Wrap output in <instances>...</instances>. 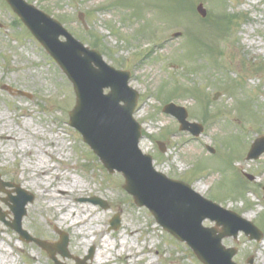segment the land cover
I'll return each mask as SVG.
<instances>
[{"label": "rangeland", "instance_id": "obj_1", "mask_svg": "<svg viewBox=\"0 0 264 264\" xmlns=\"http://www.w3.org/2000/svg\"><path fill=\"white\" fill-rule=\"evenodd\" d=\"M26 1L59 20L77 40L101 52L109 65L130 72L129 85L139 94L134 118L142 128L141 150L152 155L156 170L187 182L202 196L259 227L263 237L258 242L239 232L236 239L226 237L221 243L237 249L233 257L236 264H248L249 256L254 264H264V154L255 161L245 159L250 143L264 135V120L244 115L248 106L264 109L261 65L264 0H223V4L220 0H183L177 3L178 7L172 5V0ZM198 3L206 9L207 17L202 18L196 12ZM224 9L240 17L232 27L230 40L220 42L216 50L207 49V53L192 49L184 36L209 41L210 25L216 24V15ZM78 12L84 13L87 29L77 18ZM0 24L2 118L9 115L8 100L23 105L33 101L37 118L47 123L41 126L28 118L30 127L54 140L58 135L62 142L59 149L53 150L55 162L45 157V164L53 163L60 170L62 163L69 165L64 175L77 179L107 205L106 208L97 205V219L88 227H102L105 238L108 233L125 238L124 251L137 254V264H148L150 260L151 264H201L186 244L155 222L145 207L133 204L131 196L122 189L121 173H108L80 133L69 126L68 113L75 102L70 81L3 0H0ZM175 32L179 36L173 37ZM94 39L97 40L93 42ZM170 94H174L173 103L186 108L189 121L203 126L200 135L193 137L180 131L175 118L161 111ZM240 104L247 105L242 113ZM7 123L18 133V123L11 120ZM157 141L163 143L164 152L158 149ZM29 144L31 154L26 155V149L0 143V177L12 184L0 188V210L5 212V220L11 221L8 205L12 202L8 197L16 195L13 185L32 195V201L25 206L22 228L30 236L50 243L59 241V232L66 234V249L71 258L62 259L59 254L56 258L65 264H75L73 258L82 259L90 249L93 255L95 248L88 244L72 254L76 250L73 233L49 222L57 207L46 195L40 196V192L44 187L52 190L53 177L38 179L29 174L30 164L41 155L38 149L44 143L33 136ZM208 147L213 150L209 152ZM88 198H74L67 204L90 203ZM117 205L121 208H116ZM115 214L120 222L118 229L112 230L108 224ZM124 225L138 229L136 237L124 234ZM213 225L207 219L203 221V226ZM109 248V264H126L115 255L112 243ZM91 257L86 264H91ZM0 264H53V261L34 242L20 241L17 233L0 220Z\"/></svg>", "mask_w": 264, "mask_h": 264}, {"label": "water", "instance_id": "obj_2", "mask_svg": "<svg viewBox=\"0 0 264 264\" xmlns=\"http://www.w3.org/2000/svg\"><path fill=\"white\" fill-rule=\"evenodd\" d=\"M6 1L72 82L76 103L69 114L70 125L81 131L85 142L89 143L109 172L117 169L123 173L124 189L133 195L135 204L145 205L169 233L180 241H186L203 264H235L231 259L236 250L225 249L220 240L230 235L236 238L238 230H242L249 239L258 241L261 231L237 213L202 198L187 184L169 180L153 170L150 156L143 155L137 146L141 128L132 118V113L138 96L127 86L129 73L105 64L101 55L77 42L58 21L34 5L24 0ZM196 8L201 17H205L206 10L202 5L198 4ZM78 18L86 28L84 14L79 13ZM60 35L66 41H60ZM104 88H110V92L103 94ZM163 111L177 117L181 130L199 134L200 126L186 121L183 107L169 103ZM263 152L264 137H261L254 141L247 158L255 159ZM5 185L9 184L0 179V187ZM16 191L19 195L23 193L21 189ZM31 200L28 197L11 206L14 215L11 223L4 220L3 213H0V220L16 230L21 240L34 241L49 253L55 264H62L56 261L54 254L59 251L63 257L69 256L66 237L61 236V242L50 244L32 238L21 229V217L26 212L24 205ZM97 201L93 199V202ZM204 218L216 222L215 227H202ZM118 224L119 217L115 216L111 226L117 229ZM251 260L249 258L248 263Z\"/></svg>", "mask_w": 264, "mask_h": 264}, {"label": "bare ground", "instance_id": "obj_3", "mask_svg": "<svg viewBox=\"0 0 264 264\" xmlns=\"http://www.w3.org/2000/svg\"><path fill=\"white\" fill-rule=\"evenodd\" d=\"M8 113L5 119L2 118V114L0 113V143L1 145L7 147L16 146L17 149L20 150L26 149V155H30L31 151L28 150L29 140L31 137L36 136L38 139L44 143V146H40L38 149L40 156L32 161L30 164V168L28 170L29 174L35 175L38 179L41 178H52V190H48L47 188H42L40 192V196L46 195L53 202L54 206L57 207V212L54 211L53 216L49 218V222L54 227H61L67 230H70L73 233V238L75 239V252L72 254H76V252L80 251L81 248L86 247L88 244L92 245L95 248V251L92 255L91 264H109L110 258L107 256V253L110 250V244L112 243V248L116 250L115 255L118 258H121L125 261L126 264L130 262V260L135 261L133 264H137L139 259L137 260V254L135 253H127L124 251V241L125 238L121 236H113L112 233H108L106 238L105 230L102 227L91 226L93 221L97 219V215L99 214V207L92 206L90 203L84 204H67V202L74 198H85L95 196L91 191H89L86 187H84L77 179L68 178L64 175L66 170L70 169V166L67 164H63V170H60L58 166L51 163L49 166L45 164L46 157L50 162H55V154H53V150L58 148L60 142V138L58 135H55L56 139L54 140L52 137H47L38 133L37 128H31V122L26 119L30 118L31 120H36L38 124L41 126L47 123L45 120H41L37 118L38 111H35L32 107L33 101L28 102L26 105L21 104L18 101H14L12 99L7 101ZM7 120H11L14 123H18V133H16L13 128L7 123ZM63 147L61 144L60 150ZM59 157L61 156L60 151H58ZM43 155V156H42ZM197 190H200L197 186ZM118 209L121 206L117 205ZM249 216H246V218ZM123 233L127 236L136 237L135 235L138 233V229L134 227H130L127 225L123 226ZM110 239H113L112 242ZM111 251V250H110ZM151 260L148 261V264H151Z\"/></svg>", "mask_w": 264, "mask_h": 264}, {"label": "trees", "instance_id": "obj_4", "mask_svg": "<svg viewBox=\"0 0 264 264\" xmlns=\"http://www.w3.org/2000/svg\"><path fill=\"white\" fill-rule=\"evenodd\" d=\"M175 1L180 4L182 3L183 0H175ZM220 2H222V0H220ZM215 18H216V24L211 23L210 25V29L212 30L209 33V38H208L209 41L204 42L199 37H186V41L189 43L192 49H198V50L201 49L206 52L208 50L213 51V50H216L220 42L224 43L225 41L230 40L229 38L233 33L232 27L236 24V21L240 18L239 15L237 16V15L231 14L224 9L223 13H218ZM261 65L264 66V63H261ZM261 65H258L259 69L262 68ZM177 91H175V93ZM173 95L174 94H170L167 99H171L172 97H174ZM243 106L245 108L247 107L246 104H243V105L240 104L239 110L241 111V113L244 110ZM248 108H249L248 110H244V113H245L244 115H247L250 118L252 119L254 118L259 121L264 120V109L263 108H260V109L253 108L252 109V107L250 106H248Z\"/></svg>", "mask_w": 264, "mask_h": 264}]
</instances>
